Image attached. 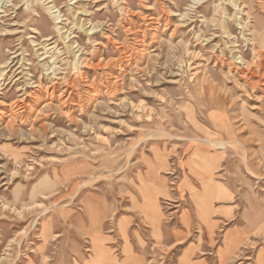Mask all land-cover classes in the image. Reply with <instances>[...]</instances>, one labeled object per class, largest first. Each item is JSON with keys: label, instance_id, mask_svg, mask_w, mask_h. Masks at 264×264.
<instances>
[{"label": "rangeland", "instance_id": "obj_1", "mask_svg": "<svg viewBox=\"0 0 264 264\" xmlns=\"http://www.w3.org/2000/svg\"><path fill=\"white\" fill-rule=\"evenodd\" d=\"M53 1L59 19L44 0H0V264L92 261L83 234L99 210L119 261L118 225L144 264H175L185 244L164 239L195 206L179 185L198 186L185 164L201 173L203 157L229 187L212 205L233 209L214 247L244 227L238 264H251L264 249V0ZM153 150L170 169L160 240L140 193Z\"/></svg>", "mask_w": 264, "mask_h": 264}, {"label": "bare ground", "instance_id": "obj_2", "mask_svg": "<svg viewBox=\"0 0 264 264\" xmlns=\"http://www.w3.org/2000/svg\"><path fill=\"white\" fill-rule=\"evenodd\" d=\"M44 2H46V5H49L48 7H46L47 12L50 13L51 15L56 13L57 17L55 19H59V10L56 9L54 1L53 0H51V1L44 0ZM0 13H2V12L0 11ZM253 53H254V51H253ZM259 60H261V59L259 58ZM252 62H253V60H252ZM246 72H247V70H246ZM241 74H243V73H241ZM263 74H264V72H263ZM206 144H207V142H206ZM197 153L198 152L192 153V155H195ZM142 159H144V158H142ZM218 161H219V159H218ZM144 164L146 167V171H145L143 177L146 180V182H143L141 184L142 186L140 188V193L144 199V205L142 204V209H143V212L145 213L144 222L151 229V233H152L153 238L155 240H160L163 237L162 226H163L166 218H165V216H163L160 213V206L157 204V197L159 198V200H161V198H163V200L171 202V199H170L171 198V195H170L171 192L167 186V178L164 177V175H168V173H166L164 175L161 174V171L167 172L170 170L169 169V161H168L165 154L159 153V152L153 150L150 158H145ZM192 164L194 166V162H191V163L186 162V164H185L187 167V174H188L187 177H190V178L196 180L197 185L200 187L201 194H199L200 192L197 193V190L199 187L195 186L191 181H188V180L183 181V184L181 183L179 185V188L182 187L183 189H185L189 195V198H191L192 200H193V197L194 198L196 197L193 204L195 205L194 207H195L197 218L200 221H202L204 224L209 225V224H211L209 222V215H210L211 210H212V201L217 200V198H219L218 199L219 201L228 200L229 187L221 184L217 180L216 174L220 170V165L217 162H215L214 160L207 159L206 157H203V164H202V167H200L202 172L198 173V174L195 172V169H193ZM178 166H181L182 168L184 167L181 163H179ZM170 185H173V183H171ZM87 207H89V206H87ZM85 210L87 211V208H85ZM106 215L107 214L102 213V210H99V213L97 212L94 216L90 217L88 220V227L86 228V232L83 235L86 236L87 239L89 240V243H90L89 244L90 245L89 251L92 254V261L85 263V264H144L143 263L144 257H142L140 255H135V253L132 255V250H131L132 246L130 245L129 238L127 237L128 235L126 236V230L124 229V227H121L119 225H118V227H119L118 231H119V233H120V235L124 241L123 242L124 243V249L122 250V253H123L122 258L123 259L121 261H119L113 255L112 252H113V249H115V248L111 247L109 245L114 244V239L112 237L104 235V234H109L108 232H105V233L103 232V230H105L103 227V223H104V219H105ZM181 216L182 217H179V224L181 221L186 227H188V223H189L188 222V215L182 214ZM74 220L76 221V219H74ZM260 227H262V226H260ZM177 229L178 228L173 227V229L170 232L173 234H176ZM110 232H112V231H110ZM230 240H231V238H230ZM237 240L238 239H236V241ZM238 241H241V240H238ZM238 241H237V244L239 243ZM233 243H235V242H233ZM125 248L129 249V251L127 252V250Z\"/></svg>", "mask_w": 264, "mask_h": 264}, {"label": "crops", "instance_id": "obj_3", "mask_svg": "<svg viewBox=\"0 0 264 264\" xmlns=\"http://www.w3.org/2000/svg\"><path fill=\"white\" fill-rule=\"evenodd\" d=\"M186 211L189 222L188 227L180 221L177 233L173 234L169 230L168 233L166 232L167 235L164 239L165 242L167 241L168 243L166 247L170 250L185 244L182 250L180 249V251H177L175 264H238L242 255L240 248L247 238V230L244 227L228 230L222 235L218 247H214L216 230H218L220 225L226 222V220L233 217V209L212 205V210L209 215V222L211 224L209 225L204 224L197 218L195 208L192 204L190 209L186 208ZM195 226H197L200 235L192 241H187ZM227 233L234 237H239L242 243L231 250L225 248L223 245V238ZM255 251L254 254H256L251 264H264V249Z\"/></svg>", "mask_w": 264, "mask_h": 264}]
</instances>
